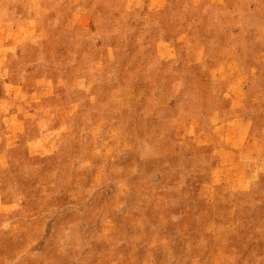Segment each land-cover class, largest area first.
I'll use <instances>...</instances> for the list:
<instances>
[{
	"label": "rangeland",
	"instance_id": "obj_1",
	"mask_svg": "<svg viewBox=\"0 0 264 264\" xmlns=\"http://www.w3.org/2000/svg\"><path fill=\"white\" fill-rule=\"evenodd\" d=\"M151 4L0 0V263L264 264V0Z\"/></svg>",
	"mask_w": 264,
	"mask_h": 264
},
{
	"label": "crops",
	"instance_id": "obj_2",
	"mask_svg": "<svg viewBox=\"0 0 264 264\" xmlns=\"http://www.w3.org/2000/svg\"><path fill=\"white\" fill-rule=\"evenodd\" d=\"M153 1H155V0H136V2H138V3H145L146 2V4H147V10L145 11V13H144V16L145 17H147V19H148V16L150 15V14H152L153 12H151L150 11V9H151V3H153ZM149 3V4H148ZM158 7V6H157ZM160 8V7H159ZM156 10L158 9V8H155ZM150 17V16H149ZM188 27L190 28V29H193L192 28V25H188ZM153 28L154 29H158V30H163V28L160 26V25H158V23H154V25H153ZM160 35L162 36V34H159V36L157 37L158 38V44H160L164 49H166V48H169V47H171L173 44H172V41L170 40V39H165L164 37H160ZM156 36V35H155ZM202 43L201 42H196V46H198V45H201ZM237 122H241L240 120H237ZM1 191V190H0ZM1 207H3V209H1ZM13 208V209H9V208ZM27 207H30V205L26 202V201H24V200H14V199H4V197L3 196H0V209H1V211H0V213L2 212V211H4V209H9V211H14V210H17V209H19V210H21L22 212H25L26 211V209H27ZM6 218V217H5ZM19 218H21V217H19ZM6 220H9L8 218H6ZM19 221H22V220H19ZM24 224H25V226L27 225V223H28V225H29V223H30V221H28L27 220V218H24ZM26 229H27V227H26ZM30 232V231H29ZM26 233H28L27 232V230H25L24 232H22V233H20V232H18V233H16V234H12V232H11V234H9V236L10 237H13V238H31V237H29L30 235L31 236H33V234H26ZM37 236V235H36ZM54 248L55 247H47L46 246V248H44L42 251H38L37 253H34V251H32V252H30V253H27V254H29V255H31L30 257H31V264H33V262L35 261V258H37V257H39V254L41 255V256H46V255H49L50 253H53V251H54ZM57 252H58V249L56 250ZM48 263L50 262L51 264H54L55 263V261L53 260V261H51V260H48L47 261ZM0 264H2V263H0Z\"/></svg>",
	"mask_w": 264,
	"mask_h": 264
}]
</instances>
